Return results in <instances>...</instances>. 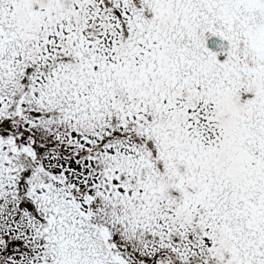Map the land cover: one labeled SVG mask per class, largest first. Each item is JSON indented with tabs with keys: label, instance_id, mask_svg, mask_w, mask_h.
Returning <instances> with one entry per match:
<instances>
[{
	"label": "snow or ice",
	"instance_id": "obj_1",
	"mask_svg": "<svg viewBox=\"0 0 264 264\" xmlns=\"http://www.w3.org/2000/svg\"><path fill=\"white\" fill-rule=\"evenodd\" d=\"M0 264H264V0H0Z\"/></svg>",
	"mask_w": 264,
	"mask_h": 264
}]
</instances>
